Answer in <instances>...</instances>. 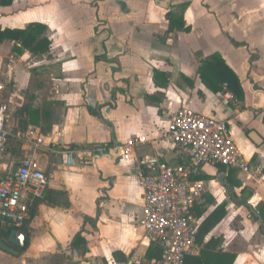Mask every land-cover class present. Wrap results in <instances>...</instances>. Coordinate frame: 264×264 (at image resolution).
<instances>
[{
	"label": "crops",
	"instance_id": "0c3cea01",
	"mask_svg": "<svg viewBox=\"0 0 264 264\" xmlns=\"http://www.w3.org/2000/svg\"><path fill=\"white\" fill-rule=\"evenodd\" d=\"M30 23L45 26L48 51L36 55L14 40L0 42V101L7 106L10 131L0 180L22 159L32 158L48 186L31 202L25 231L15 228L28 244L17 247L8 232L0 234L18 251L0 248V264H151L153 259L145 257L150 241L138 224L143 190L134 160H125L117 147L144 137L131 157L187 164L189 151L168 137L163 116L166 108L182 105L227 121L248 165L241 170L205 164L190 173V181L204 185L193 205L199 224L225 204V215L204 242L217 238V249L235 254V264H264L259 213L264 204V0H13L0 5V28L23 29ZM215 53L238 77L242 97L224 86L213 92L202 82L201 63ZM77 232L86 241L85 251L70 245ZM201 247L197 243L188 255H198Z\"/></svg>",
	"mask_w": 264,
	"mask_h": 264
},
{
	"label": "built area",
	"instance_id": "2783aa9c",
	"mask_svg": "<svg viewBox=\"0 0 264 264\" xmlns=\"http://www.w3.org/2000/svg\"><path fill=\"white\" fill-rule=\"evenodd\" d=\"M224 97L231 99L232 95ZM163 116L169 121L168 137L175 146L189 151L187 164L171 166L155 156L131 157L133 146L144 142V137L117 150L125 160H134L133 171L144 194L138 221L144 237L162 247L160 258L151 264H183L185 256L197 248L200 224L193 205L204 190L202 182L188 179L190 173L205 164L241 170L248 165L229 135L227 121L201 115L186 105L166 108ZM6 123L7 106L0 101V157L10 137ZM94 146L100 148L98 143ZM65 156L70 163L71 154ZM47 186L48 177L32 158L9 169L0 180V227H21L30 216L31 202L42 198Z\"/></svg>",
	"mask_w": 264,
	"mask_h": 264
},
{
	"label": "trees",
	"instance_id": "16d2710c",
	"mask_svg": "<svg viewBox=\"0 0 264 264\" xmlns=\"http://www.w3.org/2000/svg\"><path fill=\"white\" fill-rule=\"evenodd\" d=\"M13 0H0L1 6H8ZM184 30H189V27L182 26ZM172 29V25L170 26ZM45 26L40 23H30L23 29H10L0 28V42L3 40H14L19 43L22 48L29 50L32 54H42L49 50L50 41L43 36ZM234 45H243V43L232 40ZM17 51H21L19 48H15ZM199 75L202 82L213 92L222 90H228L236 98H240L243 95L240 81L236 74L225 64L219 54L215 53L201 63ZM90 113L97 114L96 111L89 108ZM193 179H198L197 176H193ZM194 209V208H193ZM32 213V212H31ZM202 210H197V215H200ZM260 215L264 219V204L260 205ZM225 215V204L222 203L213 209L204 219L201 221L196 241L202 247L198 255H186L183 264H235V254L225 252L217 249L218 239L210 237L204 242L205 236L214 228V226ZM28 220V219H27ZM24 222L23 226L27 223ZM92 221L90 218H85V221ZM23 226L22 231H25ZM13 227H11L12 229ZM0 234L6 235L3 229H0ZM25 245L28 244V238L25 237ZM71 247L73 249L80 250V248L86 250V241L82 237L81 232H77L72 241ZM22 248H19V250ZM162 253V247L153 242L149 243V247L146 251L145 257L147 259H159Z\"/></svg>",
	"mask_w": 264,
	"mask_h": 264
},
{
	"label": "water",
	"instance_id": "95a60500",
	"mask_svg": "<svg viewBox=\"0 0 264 264\" xmlns=\"http://www.w3.org/2000/svg\"><path fill=\"white\" fill-rule=\"evenodd\" d=\"M222 174H220L219 176V181L222 182ZM5 232H8V241L11 242L12 244H14L17 247H24L25 245V241H24V235L22 232L18 231L17 229L13 228V229H8L7 227L4 228ZM0 248L8 251L10 253L13 254H18V251L16 249H14L13 247L9 246L5 241H3L0 238Z\"/></svg>",
	"mask_w": 264,
	"mask_h": 264
}]
</instances>
